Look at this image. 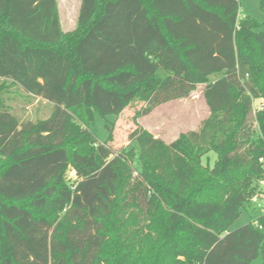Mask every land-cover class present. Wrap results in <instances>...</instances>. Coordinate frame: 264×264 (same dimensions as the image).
<instances>
[{
  "label": "trees",
  "instance_id": "1",
  "mask_svg": "<svg viewBox=\"0 0 264 264\" xmlns=\"http://www.w3.org/2000/svg\"><path fill=\"white\" fill-rule=\"evenodd\" d=\"M239 10L82 0L65 33L58 0H0V264H264V215L231 230L264 181V31ZM200 85L210 115L171 143L90 131Z\"/></svg>",
  "mask_w": 264,
  "mask_h": 264
},
{
  "label": "rangeland",
  "instance_id": "2",
  "mask_svg": "<svg viewBox=\"0 0 264 264\" xmlns=\"http://www.w3.org/2000/svg\"><path fill=\"white\" fill-rule=\"evenodd\" d=\"M81 0H59L60 13L63 21L64 32L68 33L76 28L77 15L79 12ZM240 18L251 17L258 21L261 25L258 31H264V9L261 8L259 0H240ZM222 76L220 74L211 75L208 78L209 83H214ZM205 85H200L190 97L172 101L157 107L152 113L145 116L137 114L144 109V103H135L128 107L118 118L109 116L103 118L100 115H95V120L90 126V131L96 136L99 142L104 143L110 137L112 128V138L110 146L114 152H118L124 147L129 146V136L138 128H144L156 137L163 139L166 143H171L177 140L181 135L190 131H197L201 128L202 123L210 115V111L203 97ZM15 90V89H14ZM16 91V90H15ZM29 108L28 114L35 118L37 102ZM263 105V100H257L254 103L255 111L259 110ZM44 108L40 112L42 116ZM135 146V145H134ZM137 147V146H136ZM138 148V147H137ZM208 158L211 167L215 164L217 156L215 153H210L205 157L203 162L207 164ZM134 167L141 170L142 164L139 155L134 161ZM70 176L74 178L73 172ZM262 192L260 194V203L264 205V181L261 184ZM264 215L258 205L251 200L245 202L240 218L232 225L231 230L235 231ZM252 264H263V256L260 255Z\"/></svg>",
  "mask_w": 264,
  "mask_h": 264
},
{
  "label": "built area",
  "instance_id": "3",
  "mask_svg": "<svg viewBox=\"0 0 264 264\" xmlns=\"http://www.w3.org/2000/svg\"><path fill=\"white\" fill-rule=\"evenodd\" d=\"M263 161V160H261ZM254 204L258 205V207L264 211V205L260 203V196H255L252 200H251Z\"/></svg>",
  "mask_w": 264,
  "mask_h": 264
},
{
  "label": "crops",
  "instance_id": "4",
  "mask_svg": "<svg viewBox=\"0 0 264 264\" xmlns=\"http://www.w3.org/2000/svg\"><path fill=\"white\" fill-rule=\"evenodd\" d=\"M81 3H82V0H81ZM58 4H59V0H58ZM80 7H81V4H80ZM59 11H60V6H59ZM79 11H80V8H79ZM78 15H79V12H78ZM78 15H77V19H78ZM60 18H61V25H62V29L64 30V27H63V21H62V17H61V13H60ZM77 25V21H76V24ZM65 31V30H64Z\"/></svg>",
  "mask_w": 264,
  "mask_h": 264
}]
</instances>
